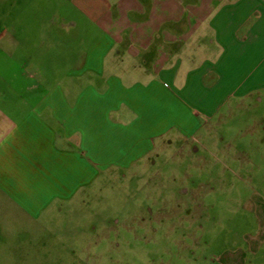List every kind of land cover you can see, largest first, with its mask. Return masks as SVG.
I'll return each mask as SVG.
<instances>
[{"label": "crops", "instance_id": "0c3cea01", "mask_svg": "<svg viewBox=\"0 0 264 264\" xmlns=\"http://www.w3.org/2000/svg\"><path fill=\"white\" fill-rule=\"evenodd\" d=\"M262 92L264 0H0V264L42 263L43 214L74 197L91 152L106 165L108 118L148 127L145 147H118L135 166L186 135L172 104L199 126ZM258 219L221 264H264Z\"/></svg>", "mask_w": 264, "mask_h": 264}, {"label": "rangeland", "instance_id": "374dc122", "mask_svg": "<svg viewBox=\"0 0 264 264\" xmlns=\"http://www.w3.org/2000/svg\"><path fill=\"white\" fill-rule=\"evenodd\" d=\"M261 97L224 107L199 126L190 104H172L170 123L186 135L172 128L165 149L135 166L118 160V147H145L148 127L141 118L118 128L108 118L106 165L91 152L85 172L76 171L75 188L82 185L74 197L43 214L41 264H221L227 241L243 242V230L255 228L264 209ZM89 240L90 262L82 246ZM12 248L0 245V254L12 255Z\"/></svg>", "mask_w": 264, "mask_h": 264}]
</instances>
